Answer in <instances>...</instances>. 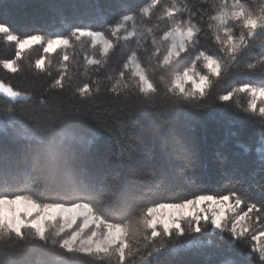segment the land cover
Masks as SVG:
<instances>
[{"label":"trees","instance_id":"1","mask_svg":"<svg viewBox=\"0 0 264 264\" xmlns=\"http://www.w3.org/2000/svg\"><path fill=\"white\" fill-rule=\"evenodd\" d=\"M150 2L0 0V24L8 29L0 33V61L16 59V42L7 41L8 34L45 38L22 52L16 73L0 63V79L31 95L26 100L0 95V199L25 196L42 205L86 201L99 217L121 222L128 241L123 255L117 247L84 253L67 251L61 246L63 235L54 229L40 236L30 226L20 232L2 228L0 264H264L251 239L264 231V115L250 110L249 91L234 92L228 101L219 99L240 84L264 87V60L246 66L264 57V26L246 36V48L235 60L226 59L227 67L201 98L161 92L143 99L131 92L109 93L121 57L106 58L103 67L88 64L99 53L87 37L79 46L70 38L68 47L43 52L47 38L91 29L104 32L121 51L139 50L145 65L152 68L147 57L153 45L145 39L147 33L138 30L127 36L137 20L125 21L117 35H111L124 15L135 14ZM241 2L257 16L264 15V0ZM176 6L181 11L174 10V15L181 22L201 27L215 11L212 0H177ZM145 19L149 26L156 24V35L168 24V18ZM198 50L223 56L213 40L200 36L171 70L191 64ZM42 56L45 68L37 70L34 61ZM196 68L206 73L202 61L196 62ZM61 75L68 85L51 88ZM84 83L93 89L90 98L82 99L75 91ZM228 192L244 198L240 211H247L248 202L258 205L242 238L233 236L230 218L220 231L207 221L199 223V231L189 221L182 224L183 231L159 229L156 236L150 227H143V234L139 231L146 224L148 206Z\"/></svg>","mask_w":264,"mask_h":264},{"label":"clouds","instance_id":"2","mask_svg":"<svg viewBox=\"0 0 264 264\" xmlns=\"http://www.w3.org/2000/svg\"><path fill=\"white\" fill-rule=\"evenodd\" d=\"M156 2L157 0H151L153 4ZM239 2L240 0H212L215 11L214 14L209 16L208 22L204 27L190 21L181 22L174 15V10L175 12L181 11L176 6L177 0H159L160 8L153 9L150 14L147 13V10L145 13H135V20L138 23L129 33L136 35L138 30H142L140 34L147 33L145 39L150 38L153 45V49L147 58L152 62L153 67L149 68L146 66L139 50L133 48L129 51L128 60L124 66L116 73L114 78H111L113 82L110 84L108 92L117 94L131 92L133 95L143 99H152L159 96L161 92L182 99L206 97L208 90L214 83L213 78H219L222 70L227 67L226 59L235 60L236 56L246 48L248 44L246 36L251 37L253 35L250 29L256 27L257 23L256 19L250 17L258 18L261 27L264 26V15L257 16L254 12H250L245 4L243 5V10L237 9L236 5ZM150 16L159 21L168 18V24L162 30V34L156 35L155 23L149 26L145 18ZM189 22L192 27L186 28L185 25ZM200 36L213 40L219 46L223 56L215 57L206 50H198L191 64L179 70H171V66L178 61L181 54L187 52L190 47H194ZM28 43V41H24L19 47L25 50ZM72 43L79 46L83 41L77 37ZM90 44L93 51H98L99 53V58L95 59V64L103 67L106 61V49L109 44L106 41L98 42L95 38L91 40ZM45 51H50L47 45L45 46ZM22 52L18 51L16 53V61L21 57ZM38 59L42 66L44 58L40 57ZM38 59L34 61L35 67H37ZM65 59H69V54L66 53L63 56V60ZM262 60H264V57H261L260 60H253L246 66L250 68ZM197 61H202L206 73L197 71ZM0 63H3V61H0ZM48 63L50 64L51 60ZM63 66L67 67V65ZM20 68L21 65L16 62L15 69L19 70ZM99 70L100 68L96 69V71ZM157 71H159L160 75H156ZM164 73L167 74L165 75ZM95 83L99 82L96 81ZM67 85L68 82L65 81L62 88ZM85 86L84 83L75 89L82 99L90 98L93 94L92 88L89 91H82L81 89ZM50 87L60 88L56 82L52 83ZM223 95L221 94L220 96ZM220 100L223 101V99ZM0 207H2L5 214L21 211L28 214L39 213L35 222V226L39 231H43L44 221L62 217L64 221L72 222L79 216L75 209L57 208L48 204L41 207L32 200L14 201L11 205L7 201H2L0 202ZM207 207L214 214V218L222 217L227 209L225 206L211 203ZM161 218H164L163 214H161ZM213 225L218 227V221ZM143 227H148V225L144 224L142 226L139 230L141 234H143ZM119 231V229H116L110 234L109 243L115 242ZM233 236L236 237V234L233 233ZM97 247H100V245H97ZM261 248L264 249V245ZM86 250L91 251L92 249L86 248ZM259 259L264 261V254L261 252H259Z\"/></svg>","mask_w":264,"mask_h":264},{"label":"snow or ice","instance_id":"3","mask_svg":"<svg viewBox=\"0 0 264 264\" xmlns=\"http://www.w3.org/2000/svg\"><path fill=\"white\" fill-rule=\"evenodd\" d=\"M159 5V0L155 4L153 3H147L144 7L139 9L138 12L145 13L147 10V13L150 14L153 9L157 8ZM244 3L240 2L236 5L237 9L243 10ZM250 17V14H249ZM246 17V18H249ZM252 19H256V27L251 28L250 30L252 33L258 28L261 27L259 23V19L256 17H250ZM135 19V14H127L124 15L121 18L120 23L116 24L111 29V35L116 36L119 30L124 27L125 21H132ZM186 28L192 27L191 23L189 22L187 25H185ZM8 32L7 26L0 24V33ZM132 33H127V36H131ZM127 36L125 39H127ZM83 38L87 37L90 39V41L95 38L98 42L99 41H106L109 44V47L106 49V58L108 59L110 56L118 55L121 57V63L120 67L122 68L125 64V62L128 60L129 51H121L120 49L116 48L114 46V43L111 39L107 38L105 33L102 31H93L91 29H83V28H77L74 29L70 37H55V38H47L44 45H43V52L45 54L53 53L57 48H66L70 45L71 39L70 38ZM7 41H15V57L16 53L18 51L22 52L24 49L19 47L22 42L28 41L27 48H30L31 46L40 43L42 40H45L41 35H29L25 38H19L15 34H8L6 36ZM48 46L50 51H45V46ZM43 57V56H42ZM181 57V56H180ZM44 58V57H43ZM67 61V59H65ZM16 59H7L3 60L2 67L11 73H16L18 70L15 69ZM45 59L44 63L41 66L40 60H37V67H35L37 70H43L45 68ZM87 63L95 64V58H89L87 60ZM254 67L251 66L250 68ZM64 77L61 75L60 78H57L54 82L62 88L63 86ZM85 87H83L82 91H89L91 89V86L89 83H85ZM251 91L252 93L256 94L257 99L264 97V87H256L253 85H250L248 83L240 84L237 88L233 89L232 91H228L223 96H220L219 99H223L225 101L230 100L234 92H245V91ZM0 92L6 93L8 96L15 98L17 96H20L22 93L19 91L14 90L11 86L4 84L3 82H0ZM250 110L252 111H258L261 115H264V103L257 105V100H253L251 104L249 105ZM10 199V198H6ZM234 201V204L232 203ZM244 202V198L239 195L236 192H228L224 195H211V194H199L194 196L191 199H185L180 202H164V203H155L151 206H148L144 210V217H145V223L148 225V227H157L156 221H160L163 224V230L165 233H170V230L174 227L177 230L183 231L180 221L181 219L185 217H192L195 221H200L203 219H211L212 224L217 223L218 221V227L224 228V217L225 213L222 217L214 218V214L207 208L202 207L204 204H219L221 206H225L227 209L232 210L234 209L235 205H240ZM53 207L57 208H64V209H75L76 212L79 215H84L85 211L88 212H94V209L90 204H88L86 201H77L74 204L71 205H63V204H48ZM247 211L243 212L242 215L238 216V219L232 224V227L230 228V231L232 233H235L237 237H241L245 234L246 229L239 228L238 224H242L251 213L257 210V203L255 202H248L246 204ZM261 207H264V205H261ZM83 210V211H82ZM197 210L203 215H197ZM210 213V215H209ZM161 214H163L164 218H161ZM103 227L105 229V232L107 233V230L109 229H119L123 231V225L121 222H116L115 220H107L106 218L102 217ZM195 230L199 231V223L196 224ZM41 235H43L42 232H40ZM160 233L154 232L153 236L159 235ZM261 238H264V232H260L259 235H253L251 239L253 241L260 240ZM62 247L65 246V242H62ZM259 252L264 254V249L261 248V246L253 245V248H257ZM67 251H73V249L69 246L67 248ZM81 252L87 253L88 251L85 248L80 249ZM151 253H149L150 255Z\"/></svg>","mask_w":264,"mask_h":264},{"label":"rangeland","instance_id":"4","mask_svg":"<svg viewBox=\"0 0 264 264\" xmlns=\"http://www.w3.org/2000/svg\"><path fill=\"white\" fill-rule=\"evenodd\" d=\"M197 71H200V70L197 69ZM0 82H3V81L0 79ZM3 83L6 85H9L5 82ZM256 87H259V86H256ZM249 92H250V97H251L250 104L253 100H257L258 106L259 104L264 103V97L257 99L255 93H252L250 90ZM20 93L22 94L15 98L10 97L6 93H3V92H0V95L8 99H11V100H26L31 96L30 94H27L24 92H20ZM25 200H32V199L29 197H25V196H18V197H14L10 199L1 198L0 202L7 201L8 204L11 205L14 201H25ZM34 202L37 203L36 201ZM232 203L234 204V201H232ZM39 205L41 207L44 206L42 204H39ZM207 206H208L207 204L202 205V207H205V208H207ZM239 207L240 205H235L234 209L232 210L226 209L225 211L224 220L226 218H230L232 221L231 227H232V224L238 219V216L242 215L243 212H245V211H240ZM196 214L203 215V213L199 212L198 210ZM38 216H39V213L34 212L31 214H28V213H24L23 211L18 212V213L9 212L8 214H5L2 210V207H0V230L2 228H9L16 232H20V230L24 226H30L34 230H36L40 236H44V234L47 232L48 229H54L55 232L63 235L62 242H65L66 249L70 246L73 250H77V251H80L81 248H85V249L91 248L92 250L88 252H105V251H108L112 247H117L119 253L123 255L125 252V249L128 247L126 227L123 225V231L121 230L119 231L118 238L115 240V242L109 243L108 241H109L110 234L114 232L116 229H109L107 230V233H106L103 227L102 218L96 215L94 212L85 211L84 215H79L72 222H66L64 221L62 217H56V218H53L52 220L44 221L43 231H39L37 227L35 226V222L37 221ZM247 219L242 224L237 225L238 229L242 227L246 229V231L248 230L249 227H248ZM185 221H189L194 224L207 221L211 224L213 230L220 231L222 229L220 227L214 226L210 218L203 219L197 222L193 220L192 217H185L181 219L180 221L181 227ZM156 224L158 225L157 227H151L153 232H157L159 229L163 230V224L160 221H156ZM175 230L177 229L173 227L170 231H175ZM40 232H42L43 235H41ZM261 232H264V231H261ZM259 233L260 231L257 232L256 235H259ZM97 245H100V247H97ZM255 245L257 246L264 245V238H261L260 240L255 241ZM256 249L258 250V247Z\"/></svg>","mask_w":264,"mask_h":264}]
</instances>
